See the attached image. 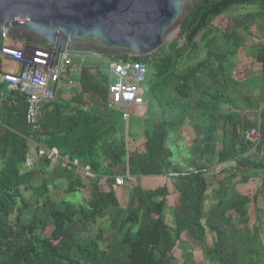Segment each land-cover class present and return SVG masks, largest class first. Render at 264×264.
I'll return each mask as SVG.
<instances>
[{
  "label": "trees",
  "instance_id": "trees-1",
  "mask_svg": "<svg viewBox=\"0 0 264 264\" xmlns=\"http://www.w3.org/2000/svg\"><path fill=\"white\" fill-rule=\"evenodd\" d=\"M248 7L256 11L233 18L223 30L212 27L217 18ZM252 26L264 35L260 0H201L182 23L177 40L149 57L114 58L147 65L149 102L173 111L172 122L179 128L190 120L199 129L203 146L192 170L174 165L168 153L170 117L147 131L141 146L132 149L124 135L123 112L105 104L107 64L85 62L80 92L65 105L61 94L43 105L38 141L77 159L81 168L74 173L42 159L26 167L28 138L34 133L26 124L25 96H13L14 103L0 110V264H176L173 250L182 243V253L198 248L208 264H264L260 228L249 214L252 204L257 208L264 201V144L246 139V132L258 125L264 128V44L256 57L263 82L257 98L238 92V82L228 72L231 56L253 35ZM15 42L23 41L8 43ZM1 47L0 40V51ZM204 50V58L191 61ZM0 92H7L5 84H0ZM125 158L127 169L121 167ZM211 171L221 179L210 195ZM126 173L136 178V185L116 186L115 178ZM58 176L68 181L63 208L50 209L47 222L27 215L26 194L47 197L56 189ZM158 177H170L171 183L154 189L139 183ZM239 182L258 184L252 194H243L237 191ZM170 185L176 195L173 202ZM83 191H90V196L80 203L68 200ZM172 204L169 225L166 212ZM208 232L214 235L212 247H206Z\"/></svg>",
  "mask_w": 264,
  "mask_h": 264
},
{
  "label": "water",
  "instance_id": "water-1",
  "mask_svg": "<svg viewBox=\"0 0 264 264\" xmlns=\"http://www.w3.org/2000/svg\"><path fill=\"white\" fill-rule=\"evenodd\" d=\"M200 1L0 0V33L36 49L144 58L165 45ZM141 87L148 92L149 82Z\"/></svg>",
  "mask_w": 264,
  "mask_h": 264
},
{
  "label": "built area",
  "instance_id": "built-area-1",
  "mask_svg": "<svg viewBox=\"0 0 264 264\" xmlns=\"http://www.w3.org/2000/svg\"><path fill=\"white\" fill-rule=\"evenodd\" d=\"M10 39L7 32L0 33V40L3 44L0 51L3 57L0 84L7 86V92H0V110L14 103L13 96H25L26 124L34 133L28 138L30 154L26 167L29 168L34 161L42 159L58 164L68 173H74L81 168L77 159H70L54 149L46 148L39 143L37 137L42 132L40 122L43 105L54 101L57 92L62 87L79 90L85 58L74 57L69 52H58L57 47L35 48L33 55L25 56L21 50L8 43ZM6 67H12L15 70L7 71ZM148 77L149 68L143 63L109 59L107 62L108 98L106 106L110 109H123V120L128 121L132 108L147 105L148 92L141 85L148 82ZM246 139L258 144L260 141L258 130L253 129L246 132ZM85 174L90 175L88 171ZM114 181L116 186L124 187L127 181L134 184L135 179L127 175L126 178L117 176Z\"/></svg>",
  "mask_w": 264,
  "mask_h": 264
},
{
  "label": "crops",
  "instance_id": "crops-1",
  "mask_svg": "<svg viewBox=\"0 0 264 264\" xmlns=\"http://www.w3.org/2000/svg\"><path fill=\"white\" fill-rule=\"evenodd\" d=\"M239 15H234V14H225L219 18H217L213 24L214 28H218L220 30H223L224 28H226V26L228 25L229 22L232 21L233 18H237ZM237 32V31H236ZM238 33V32H237ZM218 36V35H217ZM220 39L217 38V40ZM264 44V35L262 37V39L260 41L258 40H254V36L251 35L250 37L247 36V40L245 42L244 47L241 49V51H243V55H240V50H236V54H234V56L232 55L230 58V63L228 65V72H230V74L232 75V78L238 82L236 89L238 92H241L243 94H248L251 95L253 97H258L260 94V91L262 89V65L256 62V57L259 54V50L260 47L259 45ZM2 41H1V46H2ZM206 55L205 50L200 52V54L196 57H193V60L191 59V61H197L199 59L204 58ZM0 59H1V63L3 62V57L0 54ZM189 64L188 60H186V66ZM3 70L2 66H1V71ZM207 84L211 85V82L209 80H206ZM80 87V86H79ZM149 87H150V82H149ZM218 87H212V91L217 90ZM71 89L66 88V87H62L57 94H61L60 97V103L61 104H66L69 101H71V99L73 98V96H75L77 93L80 92L81 89L77 90L75 94L73 95H68L72 94L73 91L70 92ZM56 94V95H57ZM67 95L69 97H67ZM146 100H147V105L144 107H139V108H135L136 111H141V114H148L149 112V107L152 105L149 102V97L148 94L146 96ZM222 110V114H226L227 113V107L226 106H222L221 107ZM120 111L124 112L123 109H120ZM136 115V114H135ZM134 115V116H135ZM137 116V115H136ZM162 118V114L160 115ZM131 113H130V119H131ZM130 119L128 121H125L126 123H128L130 121ZM223 123H224V118L222 117L220 119V133L222 131V127H223ZM147 128V129H146ZM153 128L145 127L144 132L141 133H135L133 135V137H125L126 140H128L131 143V147L132 149L141 146V144L145 141V134L147 131H151ZM259 135H260V141L262 142V144H264V128L263 130H261L260 126L258 125L257 128ZM179 139L176 140L175 143H178L181 141V144L183 143L184 147H185V151H186V156L179 159V160H174V151L171 147H169L168 149V153L169 155L172 153L173 154V163L174 165H177L178 167L181 168H189L190 170H192L195 166V158L198 155V153L201 151L202 146H203V135L201 134V132L199 131V129L190 121L187 120L186 123H184V125L179 128L178 130ZM138 135V136H137ZM129 138V139H128ZM259 141V143H260ZM221 144V142H220ZM129 146V143H128ZM220 147V145H219ZM168 155V156H169ZM126 163L122 164V168H126L127 169V158H125ZM35 162V161H34ZM127 173L124 175V177H127ZM87 177H90V175H86ZM172 176V175H171ZM92 177V176H91ZM170 177H158V178H143L139 181V183L141 184V186L145 189H154L160 186H163L165 184H170ZM134 184L136 185V178ZM129 182L127 181V184ZM252 182H250V184L248 185H243L242 183H237L236 187L237 190H239V186H245L248 190L252 191L254 187H256V183L251 184ZM126 184V185H127ZM245 194V193H243ZM90 196V193H89ZM254 207L256 213V223L259 225L260 228V232L262 235V240L264 242V201H261L260 204L258 205V207L256 208L253 204L250 206V211L251 208ZM250 214V213H249ZM251 217V215H250ZM210 234V242L211 244L207 245L206 247H212L215 239H214V235ZM208 242V237L206 240V244ZM183 251L185 250L184 248ZM186 252V251H184ZM200 254H202L203 258H204V262L205 264H208L206 261V257L205 254L203 252H201ZM186 256L188 257L187 260H189L190 264H197L195 261L197 259H200L199 257H195V254H193L192 251H188ZM195 260V261H194ZM198 261V260H197ZM202 261V262H203ZM192 262V263H191ZM189 264V263H188Z\"/></svg>",
  "mask_w": 264,
  "mask_h": 264
},
{
  "label": "rangeland",
  "instance_id": "rangeland-1",
  "mask_svg": "<svg viewBox=\"0 0 264 264\" xmlns=\"http://www.w3.org/2000/svg\"><path fill=\"white\" fill-rule=\"evenodd\" d=\"M256 11V8L253 7H248V8H242V9H235L229 12V14H234V15H242V14H246L248 12H253ZM215 23V22H214ZM213 23V24H214ZM212 27H214L212 25ZM216 28V27H215ZM252 31H253V36H254V40H258L260 41L263 37L262 33H258L256 32L255 27L252 26ZM247 36V35H246ZM179 38V30L173 35V37H171L170 39L167 40V42L165 44H169L174 40H177ZM183 44V40L179 41V45L181 46ZM12 46L14 48H17L18 50H21L23 52V54L25 56H31L34 54L35 46L32 45L30 42H15L12 44ZM244 53L243 51L240 50V55L242 56ZM74 57L80 56V57H84L85 58V62H93L96 64H100V65H104V67L106 66L107 62L109 61L108 58L106 57H95L93 55H86V54H73ZM244 56V55H243ZM98 58V59H97ZM7 71H14L15 69H13L12 67H6ZM150 79V74L149 77ZM73 91V93L71 92ZM77 90H70V92L72 94L68 95H73L76 93ZM67 95V97H69ZM141 110V109H140ZM136 111L135 108H132L130 110L131 113V119L128 123L125 122V131H124V135L125 137H133V135L135 133H141L144 132L143 129H145V127H150L153 128V126H155L156 124H158L159 122L163 121V120H167L170 117V120L172 122V120L174 121V119H172L173 115V111L169 110L166 106L161 105V104H157L156 102H154L150 107H149V112L146 115V113L141 114V111ZM137 116H136V115ZM162 114L163 118L160 116ZM135 115V116H134ZM147 129V128H146ZM179 127L176 123H171L170 127H169V140H168V144L169 146L173 149L174 151V160H179L183 157L186 156V151H185V147L183 145V143L181 144V141L178 143H175L176 140H178L180 137L179 133H178ZM138 136V135H137ZM129 139V138H128ZM220 173V172H218ZM215 172H209L208 173V179L209 182L212 184L211 189H210V195L213 193V191L217 188V180H220V176L217 177V179L215 178ZM51 180V179H50ZM41 179H39V183H41ZM57 185L56 189L52 188L48 194L47 197L44 198H37L33 195H31L30 193L26 194V198H28L29 203H30V208L28 210V214L29 216H36L39 217L40 219L44 220L45 222H47V217L49 215V211L52 208H57V209H62L63 208V201L66 200L67 196L64 194V188L67 187L68 185V181L65 179V177H61L58 176L55 178L54 181ZM133 186L135 184H132ZM128 187V186H127ZM238 192L241 191L242 193H250L252 194V191L248 190L245 186H239V190H237ZM89 193L90 191H83L81 192H77L72 196L68 197V200L70 202H74V203H80L82 201V197H89ZM170 195H169V200L171 202H173L176 199V195L174 193V190L172 188V186L170 185ZM171 204V203H170ZM211 205V201H209L207 203V208H209V206ZM111 213V217H113L114 219V225L116 222V218L117 215L115 212H110ZM167 216H166V222L169 225H173V204L172 206L170 205V208L167 209ZM256 211L255 208L252 207L251 211H250V215H251V220H252V224L256 223ZM118 224V221L116 223V225ZM103 227V230L107 231L108 227L106 225H100ZM117 227V226H114ZM117 228H115L116 230ZM49 230H51V228H49ZM97 227L93 228L92 234L93 236L97 234ZM213 236V235H212ZM210 245V232H208V242L207 245ZM103 247V246H102ZM181 248H186V244L182 243V245L180 246ZM176 247L173 250V256L176 260V264H190L188 257L186 256V253H182L181 252V248ZM193 254H195V257H199L200 259H197L195 262L197 264H205V262L203 261L204 258L202 256L201 250L200 249H193L192 250ZM203 261V262H202ZM192 263V262H191Z\"/></svg>",
  "mask_w": 264,
  "mask_h": 264
},
{
  "label": "bare ground",
  "instance_id": "bare-ground-1",
  "mask_svg": "<svg viewBox=\"0 0 264 264\" xmlns=\"http://www.w3.org/2000/svg\"><path fill=\"white\" fill-rule=\"evenodd\" d=\"M176 32H177V31L173 32V33L169 36V39H170L171 37H173V35H174Z\"/></svg>",
  "mask_w": 264,
  "mask_h": 264
}]
</instances>
